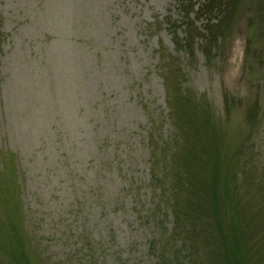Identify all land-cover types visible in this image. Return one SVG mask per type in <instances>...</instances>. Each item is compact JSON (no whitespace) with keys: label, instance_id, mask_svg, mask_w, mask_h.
<instances>
[{"label":"rangeland","instance_id":"374dc122","mask_svg":"<svg viewBox=\"0 0 264 264\" xmlns=\"http://www.w3.org/2000/svg\"><path fill=\"white\" fill-rule=\"evenodd\" d=\"M197 2L0 0V264H264L263 1Z\"/></svg>","mask_w":264,"mask_h":264},{"label":"trees","instance_id":"16d2710c","mask_svg":"<svg viewBox=\"0 0 264 264\" xmlns=\"http://www.w3.org/2000/svg\"><path fill=\"white\" fill-rule=\"evenodd\" d=\"M263 9H264V0H262ZM241 0H198L196 3L197 5H194L196 7V14H200V17L208 16V18L205 20L207 24V28L204 29L207 31V35L204 41V46L202 49V54L205 55V61L209 62L210 59L207 57V50L212 47V42H215L217 38L221 37V31L225 30L229 24L230 21L234 18V15L236 14L237 9L239 8ZM193 7V6H192ZM220 15H222L220 17ZM218 18V19H217ZM216 21L215 24L211 25V21ZM228 23V24H226ZM209 24V25H208ZM195 38V35L192 36V34H186L185 35V41H184V48L187 49V47L191 46L192 40ZM229 102L232 104V101L228 99L227 97L224 98V107L226 112L229 109ZM254 120V115L249 119ZM161 194L166 197L168 194L165 189H161ZM170 195V205H171V213L174 219V229L175 227H181L182 222V216H187L191 209L195 210H202L199 207H194L191 204L194 203V199H189L191 204L186 201L185 205L182 203L179 196L172 194L171 192L168 194ZM238 240L241 243L244 241L245 235L242 233L238 234ZM194 238V237H193ZM237 240H231L230 244L231 246V253L229 251H225L224 253L219 252V257L222 258L223 264L224 261L226 264H240L241 263V251L239 250V247L237 246ZM247 243L244 245L246 246ZM161 264H164L163 261ZM173 264V262L171 263Z\"/></svg>","mask_w":264,"mask_h":264}]
</instances>
